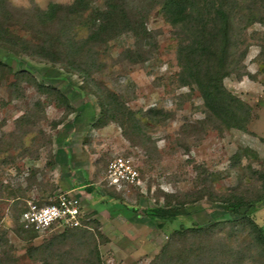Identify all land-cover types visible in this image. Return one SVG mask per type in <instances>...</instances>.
<instances>
[{
	"label": "rangeland",
	"instance_id": "374dc122",
	"mask_svg": "<svg viewBox=\"0 0 264 264\" xmlns=\"http://www.w3.org/2000/svg\"><path fill=\"white\" fill-rule=\"evenodd\" d=\"M83 1L84 12L61 11L49 24L39 11L76 0H7L0 12L28 48L14 46L15 55L0 43V264H264L240 222L225 221L205 235L182 233L230 219L219 200L231 195L259 200L242 214L264 227V0L230 4L231 72L223 85L251 107L246 132L221 127L196 87L179 83L184 36L164 16L162 0H119L146 31L105 35L74 58L71 44L90 35L96 11L111 0ZM41 48L50 54H33ZM31 78L67 104L39 93ZM106 92L133 112L138 128L127 113L119 115L123 127L99 124ZM152 109L168 119H153ZM118 158L137 168L138 183L106 185L107 167ZM60 190L81 203L87 231H21L17 218L27 202L49 203ZM194 191L202 198L183 197ZM151 207L166 209L167 219L146 217Z\"/></svg>",
	"mask_w": 264,
	"mask_h": 264
},
{
	"label": "trees",
	"instance_id": "16d2710c",
	"mask_svg": "<svg viewBox=\"0 0 264 264\" xmlns=\"http://www.w3.org/2000/svg\"><path fill=\"white\" fill-rule=\"evenodd\" d=\"M6 2L7 0H0V12L6 11ZM84 3L83 0H76L75 3L67 7L51 3L46 10L39 11V19L43 24H49L55 20L57 14L61 11L72 14L82 13L86 9ZM230 4L231 0H162L161 9L168 22L180 28L184 36L180 40L177 52V60L180 66L179 83L183 86L194 85L196 87L209 117L217 120L221 127L227 130L234 129L246 132L252 111L251 107L227 91L223 85V80L231 72L229 68L231 67L229 51L232 45ZM95 15L97 21L95 29L86 39L80 42H73L70 46L75 53L73 55L74 58L81 55L80 51L83 50L86 44L101 40L105 35L117 34L120 30L130 31L133 34H136L138 29L142 32L146 31L142 23L138 26L137 23L131 20L127 10L119 0H111L105 10H97ZM3 42L11 45L10 51L15 55L18 54L13 50L14 46L17 48L21 47V49L25 47L23 51L28 49L26 46L27 42L12 34L0 20L1 45ZM43 53L50 54L45 48L33 52L34 55L39 56H42ZM70 63V68L77 71L78 67L73 66V62ZM0 66H3L1 62ZM15 75L16 77H26L24 72H17ZM28 81L34 85L39 93L48 96L56 95L63 104H67L65 97L56 92L54 88L32 78ZM98 101L101 109V116L98 119L99 124L104 125L108 122H113L123 127L119 115L123 117L127 113L128 120L134 127H139L133 112L128 109L116 94L106 92L99 96ZM149 114L158 121H165L169 117V114L163 110L152 109L149 110ZM234 157L237 158L238 154L234 155ZM259 176L264 179V173H259ZM202 196L201 191L189 192L183 195L189 202L197 201ZM171 197L175 198V196ZM258 201L245 200L236 195L222 198L219 202L226 204L230 219L215 221L208 227L185 228L182 233L184 235L186 233L205 235L213 232L218 225L225 221L240 222L248 227L253 243L264 255V227L255 223L248 212L244 214L240 212L241 207L253 208ZM25 207L20 210L17 218L18 227L23 232H26V230L21 222V214ZM143 214L151 220H165L168 217V211L163 208H146ZM88 223L89 221L84 219L83 224L85 226L65 230L86 232ZM28 232L34 233L33 231Z\"/></svg>",
	"mask_w": 264,
	"mask_h": 264
},
{
	"label": "built area",
	"instance_id": "2783aa9c",
	"mask_svg": "<svg viewBox=\"0 0 264 264\" xmlns=\"http://www.w3.org/2000/svg\"><path fill=\"white\" fill-rule=\"evenodd\" d=\"M139 173L129 159L118 158L107 167L103 181L113 189L138 183ZM26 231L35 233L83 227L82 205L70 192L59 191L49 203L27 202L21 214Z\"/></svg>",
	"mask_w": 264,
	"mask_h": 264
},
{
	"label": "water",
	"instance_id": "95a60500",
	"mask_svg": "<svg viewBox=\"0 0 264 264\" xmlns=\"http://www.w3.org/2000/svg\"><path fill=\"white\" fill-rule=\"evenodd\" d=\"M244 209H245V208H241V209H240V212L242 213V212L244 211Z\"/></svg>",
	"mask_w": 264,
	"mask_h": 264
}]
</instances>
